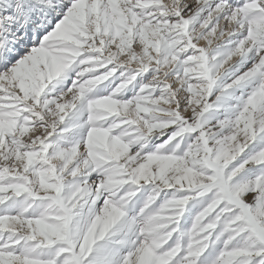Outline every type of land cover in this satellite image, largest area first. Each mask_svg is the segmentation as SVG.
<instances>
[{
    "label": "snow or ice",
    "instance_id": "6c2138e0",
    "mask_svg": "<svg viewBox=\"0 0 264 264\" xmlns=\"http://www.w3.org/2000/svg\"><path fill=\"white\" fill-rule=\"evenodd\" d=\"M0 264H264V0H0Z\"/></svg>",
    "mask_w": 264,
    "mask_h": 264
}]
</instances>
